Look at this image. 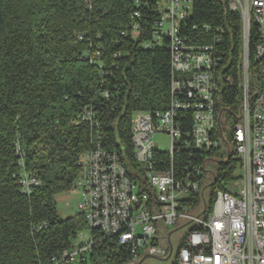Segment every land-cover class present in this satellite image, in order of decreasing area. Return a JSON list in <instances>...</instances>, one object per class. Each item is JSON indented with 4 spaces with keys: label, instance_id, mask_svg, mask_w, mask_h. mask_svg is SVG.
<instances>
[{
    "label": "trees",
    "instance_id": "trees-1",
    "mask_svg": "<svg viewBox=\"0 0 264 264\" xmlns=\"http://www.w3.org/2000/svg\"><path fill=\"white\" fill-rule=\"evenodd\" d=\"M158 3L0 0V264H50L85 230L80 213L60 218L55 201L74 188L85 152L99 144L116 151L128 173L137 169L132 116L165 110L171 97L168 40L155 33ZM180 27L189 43H216L220 83L214 111L235 123L242 95L238 12L226 0H193ZM255 39L253 29L250 49ZM261 68L264 58L249 59L250 88L258 86ZM177 120L190 131L189 112H179ZM189 159L188 153L175 152L176 172L182 174ZM152 163L163 170L169 156L156 151ZM236 169L232 152L216 164L207 211L215 188L234 179ZM22 173L36 182L29 192L18 184ZM198 203L197 195L190 205ZM128 260V249L107 239L94 246L88 263Z\"/></svg>",
    "mask_w": 264,
    "mask_h": 264
},
{
    "label": "built area",
    "instance_id": "built-area-1",
    "mask_svg": "<svg viewBox=\"0 0 264 264\" xmlns=\"http://www.w3.org/2000/svg\"><path fill=\"white\" fill-rule=\"evenodd\" d=\"M226 1L241 19L237 121L229 127L214 111L220 83L216 43H189L181 35L193 0H159L155 33L168 40L169 107L133 114L131 142L138 167L131 173L116 151L99 144L80 157L76 211L87 234L81 239L80 232L50 264H88L94 246L107 239L128 249L126 264H136L145 252L171 258L170 264H264V69L258 71V86L250 88L249 77V59L264 58V0ZM253 29L256 42L250 49ZM179 112L190 113V131L182 130ZM157 132L169 136L170 164L163 170L152 163L153 153L160 151L152 141ZM175 152L191 158L182 174L173 166ZM196 152L200 159L194 163ZM230 152L237 160L235 178L215 188L207 211L203 189L214 184L215 166ZM18 184L29 192L36 182L22 173ZM197 195L200 203L190 205ZM178 227L186 232L172 238L169 229Z\"/></svg>",
    "mask_w": 264,
    "mask_h": 264
},
{
    "label": "rangeland",
    "instance_id": "rangeland-1",
    "mask_svg": "<svg viewBox=\"0 0 264 264\" xmlns=\"http://www.w3.org/2000/svg\"><path fill=\"white\" fill-rule=\"evenodd\" d=\"M162 6H165L164 3H162ZM167 25H164V28H166ZM232 126V122L230 123L229 127ZM152 141L156 144V147L160 151H168L169 150V136L165 133L162 132H157L152 136ZM213 168V166H212ZM209 176H207L208 178ZM209 194V187H206L204 189V194L203 196L205 199L208 198ZM78 198V191L77 189L73 188L71 191L68 192H63L60 194H57L55 196V201H56V207H57V212L60 218H66L68 216L74 215L76 211V202ZM173 228H170V230ZM186 232V227H183L179 230H177L175 233H173L172 238H174L178 234H184ZM86 232L82 231L79 234V238H84L86 236ZM175 254V249L172 252V256ZM171 256V257H172ZM165 258H146L141 264H170V259L163 260ZM89 264V263H88ZM126 264V263H125Z\"/></svg>",
    "mask_w": 264,
    "mask_h": 264
},
{
    "label": "water",
    "instance_id": "water-1",
    "mask_svg": "<svg viewBox=\"0 0 264 264\" xmlns=\"http://www.w3.org/2000/svg\"><path fill=\"white\" fill-rule=\"evenodd\" d=\"M213 183L209 184L208 187H210ZM206 188V187H205ZM204 190V189H203ZM204 200V199H203ZM181 227H178V228H174L172 229L170 232H169V235H171L172 233L176 232L177 230H179ZM146 258H159V257H155L153 255H150L148 254L147 252H145L143 254V256L136 262V264H141ZM168 257H166L165 259L163 260H167ZM162 259V258H160Z\"/></svg>",
    "mask_w": 264,
    "mask_h": 264
},
{
    "label": "crops",
    "instance_id": "crops-1",
    "mask_svg": "<svg viewBox=\"0 0 264 264\" xmlns=\"http://www.w3.org/2000/svg\"><path fill=\"white\" fill-rule=\"evenodd\" d=\"M172 230V229H171ZM170 229H169V232L171 231Z\"/></svg>",
    "mask_w": 264,
    "mask_h": 264
}]
</instances>
